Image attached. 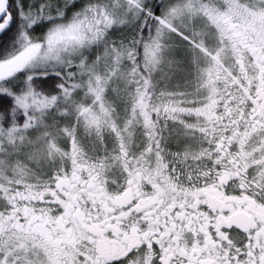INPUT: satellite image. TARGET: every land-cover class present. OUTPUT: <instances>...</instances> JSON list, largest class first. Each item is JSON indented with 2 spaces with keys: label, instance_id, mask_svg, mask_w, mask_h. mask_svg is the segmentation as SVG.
Returning a JSON list of instances; mask_svg holds the SVG:
<instances>
[{
  "label": "snow or ice",
  "instance_id": "snow-or-ice-1",
  "mask_svg": "<svg viewBox=\"0 0 264 264\" xmlns=\"http://www.w3.org/2000/svg\"><path fill=\"white\" fill-rule=\"evenodd\" d=\"M0 264H264V0H0Z\"/></svg>",
  "mask_w": 264,
  "mask_h": 264
}]
</instances>
